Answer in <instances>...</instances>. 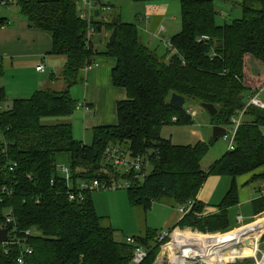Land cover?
I'll list each match as a JSON object with an SVG mask.
<instances>
[{"label": "trees", "instance_id": "1", "mask_svg": "<svg viewBox=\"0 0 264 264\" xmlns=\"http://www.w3.org/2000/svg\"><path fill=\"white\" fill-rule=\"evenodd\" d=\"M170 1L180 6L181 24L163 51L151 47L135 23L123 21L118 13L107 16L110 19L100 13L91 21L93 33H108L104 51L99 52L88 37L86 21L79 17L78 0H17L26 21L50 33V53L64 56L65 63L59 74L61 90L40 89L0 110V230L9 227L7 241L0 243V264H17L22 253L23 264H130L133 245L125 238L116 239L112 225L102 223L91 197L94 189H79L87 180L127 179L130 205L144 212L162 200L173 206L192 200L190 212L175 227L208 234L176 230L172 241L217 237L237 227L228 213L239 203L236 178L250 174L246 184L264 182V108L247 105L251 90L264 87V0H241L239 18L221 23L216 22L214 0ZM112 31L114 41L109 42ZM101 54L114 60L111 81L125 90L126 97L116 103L117 123L93 127L91 142L84 143L74 138L71 123L63 118L76 110L71 87ZM172 94L182 96L185 103L212 104L217 110L210 116L213 126L226 128L244 110L233 149L206 171L200 164L213 139L209 144L178 145L161 136L163 126L192 121L185 104L170 103ZM5 101L0 86V104ZM47 118L56 119L47 122ZM112 145L150 164L143 180L133 172H116L103 157ZM60 153L70 155L69 165H57ZM62 167L68 169L69 179ZM209 175L228 176L231 182L216 206L218 211L203 216L204 204L197 195ZM70 193L75 198L69 199ZM250 205L256 216L250 222L264 224V195ZM250 231L251 242L260 227ZM158 234L146 227L143 234L131 235L148 251L142 264H150L167 242L168 238L158 242Z\"/></svg>", "mask_w": 264, "mask_h": 264}, {"label": "crops", "instance_id": "2", "mask_svg": "<svg viewBox=\"0 0 264 264\" xmlns=\"http://www.w3.org/2000/svg\"><path fill=\"white\" fill-rule=\"evenodd\" d=\"M107 2L112 4L108 0ZM233 2L235 1L225 0V3L229 4V9L231 8V10L237 9V7H232ZM139 4H143L144 6L147 4L150 5L148 8L154 12V22L151 24V26L148 25V27L145 25L149 24L150 20H152V17L148 15L147 12L145 13L146 17L144 15L138 14L139 24H145L143 25L144 28H139L140 26L138 27L141 37L151 47L156 48L159 51H163L167 47L168 41H164L162 39L164 33L166 32V27L161 24L164 17L161 14L167 10L169 5L161 4L159 0H150ZM215 4H217L216 0H214V5ZM220 5L221 4L218 5L219 10L217 12L220 14V16H223V14L225 15L226 13L223 12L224 9L221 8ZM235 6H237V2ZM111 8H113V6H111ZM239 10L240 7L234 13L235 17L239 14ZM0 18H4V21H2L0 24V65L2 66L3 71V74L0 77V86L3 87L6 94V101L4 103L11 102L14 99L29 98L35 91L40 89L50 88L61 90L63 88V83L59 74L64 66L65 57L50 53V33L31 26L26 21V18L21 15L18 7L17 9H10V13L5 16H0ZM227 20L228 19L226 18L224 21ZM99 33L100 37L96 38V40H93L94 38L92 37V34L91 41L93 40V45L100 52L104 51L105 40L108 36V33L106 31ZM39 64L43 65V71L36 70V66ZM113 66L114 60L112 58L102 54L98 55L92 66L81 71L82 80L80 81V86L77 87V89L76 87H73L72 92L70 90L71 96L77 101V103H84L89 108L88 111H84L82 108L78 109L81 111L84 119L82 123L84 129V143L91 142V130L93 127L102 125H115L117 123L116 103L120 100H123L126 97V93L123 88L115 87L112 84L111 69ZM4 103L0 105H3ZM189 110L190 112L192 111V109ZM63 120H67L71 123L74 138L78 140L81 139L80 136H77L76 118L73 117L72 121L71 117L68 119L63 118ZM87 132L91 134L87 136ZM262 170H264V167H262ZM220 177L221 176H216V179H208L206 181L208 182L207 188L205 189L206 185L204 184V187L198 192L197 201L204 204L202 211L203 216L213 214L218 211L216 206L229 188L230 184L225 183V181H223L221 185H216L214 188V184L218 183ZM248 177L250 178V176ZM249 178L245 180L246 187H248V189H254L255 191H258L261 193L260 195H264V182L255 181L246 184ZM205 192L209 193L206 194ZM255 198L256 196L250 195L249 191L246 189L238 190L239 203L236 207H233L228 211L230 222H232L231 215L234 209H238L244 204H250V202ZM208 199L214 204H207L206 201ZM165 204L167 205L168 209L163 214L162 220L160 218V223L161 227L164 228L163 230L168 231L176 226L182 215L178 212L179 206H173L171 201ZM236 216V219H238L239 215L237 214ZM255 217L256 216H254V218ZM258 225H254L253 221L246 225L243 224V226L237 228L238 230L235 229L227 232L229 233L227 239L235 238L237 235H240L242 231L246 233L247 230L258 227ZM261 225L264 226L263 224ZM145 228H143L141 234L144 233ZM180 239L183 242H193L191 238L188 237H182ZM204 242L205 240H198V243L200 244H203ZM189 248L191 247H188V249ZM163 250L164 249H161L160 253L155 259V262L152 264H183L178 263L173 259H171V262L164 263V252L167 251ZM190 251L191 249H189V251H187L188 253L186 254H200L199 249L196 250V253H191Z\"/></svg>", "mask_w": 264, "mask_h": 264}, {"label": "rangeland", "instance_id": "3", "mask_svg": "<svg viewBox=\"0 0 264 264\" xmlns=\"http://www.w3.org/2000/svg\"><path fill=\"white\" fill-rule=\"evenodd\" d=\"M107 1V0H105ZM110 3L113 4V8H111L107 12H102V18L109 16L110 18L115 14H120V17L123 21L135 23L139 28H144L142 23L139 24V15H145L147 12L148 15L152 17V20H150L149 24L145 25L146 27L151 26V24L154 22L153 20V13L148 7L150 5L144 6L143 4H139L136 2H133L132 0H108ZM217 4H221L220 7L223 8V12L226 14L223 16H220V14H217L216 16V22L221 23L226 18L227 21L233 19V18H239L241 15V11L239 10V14L234 15V13L239 8L240 0H232L235 1L232 3V7H237V9H229V4L225 3V0H216ZM161 4H168L169 7L167 10L162 13L163 20L161 24H163L166 27V32L164 33V36L162 39L164 41H169L171 36H173L175 33H177L180 29V6L178 2H171L170 0H159ZM237 2V6L236 5ZM215 4V8L218 11L219 7ZM78 6L82 7L81 3H78ZM10 9H17V6L11 5V6H0V16H5L8 13H10ZM152 13V14H151ZM160 15V14H159ZM107 17L106 19H110ZM99 32L93 33L92 37L93 40H96V38H99L100 36ZM92 40V41H93ZM105 47V46H104ZM81 82H78L77 84L73 85L71 87V92L73 90V87H79ZM259 98H261L264 101V91L260 93ZM11 105V102L4 103L3 105H0V110L6 109L8 106ZM186 108H188V112L191 116V123L190 124H184V125H176L171 124L167 126H163L161 129V136L164 138H169L174 144L178 145H186V144H194L198 141H204L206 143H210L211 139H213V125L211 121V117L209 116L206 109L202 106V104L195 102V101H188L184 105ZM189 109H192L190 112ZM76 118L77 120V136L83 141V116L80 110L76 109L74 113L71 116L72 119ZM56 118H47L45 119L47 122L54 121ZM62 119V118H61ZM233 128V124L226 126L227 130V136L226 137H220L217 140L212 141L211 144H209V150L207 154L204 156V158L201 161L200 167L202 170L206 171L208 167L213 164L215 160H217L221 155L225 153V151L228 149V141L231 137V129ZM91 134V133H90ZM87 132V136L90 135ZM76 137V136H75ZM90 142V141H88ZM56 163L59 167L61 166H67L70 163V155L68 153H60L56 156ZM151 166L150 164L145 161L144 165V173L147 174L150 172ZM116 172L120 175L125 172V169L122 167H116ZM250 176V174H244L242 176H238L236 178V183L238 186V190L246 189L249 191L250 195L256 196V198L260 197L261 193L258 191H255L254 189H248L245 185V180H247ZM216 179V175H209L204 184L205 189L207 188L208 182H206L208 179ZM225 181V183L231 182V178L228 176H221L218 180V183L214 184V188L216 185H221ZM114 182L115 181H111ZM118 184H122L124 186V180L122 178L118 179ZM239 182V183H238ZM204 184L201 188L204 187ZM213 187V186H212ZM206 194L209 192H205ZM92 200L94 202V205L96 207V210L99 215L103 216L102 223L104 225L111 224L112 227L115 229V237L116 239H123L126 236L131 235H140L142 233L143 228H151L157 230V232L164 231L161 227L160 218L162 220V216L165 213V211L168 209L167 205L165 203L169 202V200H162L159 203H154L151 206V209L148 212H144L141 208L132 207L128 201V195L127 190L123 187L121 189L117 188H98L92 191L91 194ZM207 204H214L209 201V199L206 201ZM214 202V201H212ZM238 216V219L236 215ZM262 214V213H261ZM260 215V214H259ZM258 216V215H257ZM242 218V220H241ZM253 211L250 204H244L242 207L238 209H234L232 211L231 219L232 224H236V228H233L232 230H235L243 224H247L251 220H253ZM255 220V218H254ZM253 220V221H254ZM258 225V224H257ZM264 225V224H263ZM260 227V233L256 237H252L251 242L249 241L248 237H251L250 229L247 230V234L249 236L245 237V240H247V243L242 242L241 244H237L235 246H232L230 248H234V250L227 252L223 249L218 250H209L208 245L214 244L217 245L222 240L227 239L226 235L228 236L229 231L224 232V235H220L217 237H188L191 238L193 242H183L180 238H177L172 241V234L176 230H190L192 232H198L201 234H208L207 232H201L196 229H192L190 227H183L178 228L174 227L171 229L170 234L171 237L168 238L167 242L162 244L160 246V250L157 253L154 260L150 263H154L155 259L157 258L158 254L160 253L161 249L166 250L167 252H164V263L171 262V259L178 263H185V264H222V262H225L224 264L228 263H235L237 261L243 262L245 264H264L260 263L264 258V240H261L262 235L264 234V226L261 224L258 225ZM238 230V229H237ZM167 231V230H166ZM231 231V230H230ZM263 232V233H262ZM218 233V232H217ZM242 233H244L242 231ZM242 233L240 235H242ZM240 235H237L239 237ZM197 240V241H196ZM198 240H205L203 244L198 243ZM200 244V245H199ZM188 247H191V253H196V250L199 249V255L197 254H186L189 251ZM194 247V248H192ZM241 247V248H240ZM201 248V249H200ZM163 250V251H164ZM220 251V252H219ZM175 252V253H174ZM221 253V254H220ZM235 259L233 261H229L231 259ZM167 259V260H166Z\"/></svg>", "mask_w": 264, "mask_h": 264}, {"label": "built area", "instance_id": "4", "mask_svg": "<svg viewBox=\"0 0 264 264\" xmlns=\"http://www.w3.org/2000/svg\"><path fill=\"white\" fill-rule=\"evenodd\" d=\"M81 3L82 7L78 6V3ZM17 3V0H0V6L5 7V6H10V5H15ZM77 7L79 11V17L83 20L86 21L88 25V37H91V35L94 32V28L92 26V19L94 17V11L98 10L99 14L102 12H107L111 9L109 6L108 2L105 0H78L77 2ZM161 30V29H160ZM36 70L38 71H43L44 67L42 64H39L36 66ZM264 90L263 88H257L251 90L249 95L247 96L248 102L247 105L252 104L261 108H264V101L259 98L260 93ZM83 109L84 111H88V106H86L84 103H77L76 104V109ZM244 110L240 111V113L231 119V123L233 124V128L231 129V137L228 141V149L231 150L233 149V138L235 136L236 130L238 126L241 123V117L243 114ZM227 136V130L226 134L224 137ZM103 157L113 166V167H122L125 169L127 172H133L134 176L139 179L143 180L145 173H144V161L141 156H132L130 153L125 151L124 149L120 148L119 146H108L105 148ZM62 170L65 173L66 179H69L70 173L66 167H62ZM124 180V186L122 184H118L117 181L114 182H99L97 179L94 180H87L83 181L79 184V189L80 190H95L98 188H128L130 186V182L127 179ZM75 198V195L73 193L69 194V199ZM193 201L189 200L187 203L179 205L178 207V212L184 216L188 214L192 208ZM6 221H10V217H6ZM171 234L169 231H162L158 234L157 240L158 242L163 241L165 238H170ZM125 241L127 243H130L133 245V251H132V257L130 264H142L144 260L146 259L148 255L147 249L139 244L137 242V238L134 236H126ZM25 252L27 254H30L31 251L29 249H25ZM23 253L17 258V264H23Z\"/></svg>", "mask_w": 264, "mask_h": 264}, {"label": "water", "instance_id": "5", "mask_svg": "<svg viewBox=\"0 0 264 264\" xmlns=\"http://www.w3.org/2000/svg\"><path fill=\"white\" fill-rule=\"evenodd\" d=\"M98 15H99V11L95 10L94 16H98ZM114 36H115V33L112 31L111 34L109 35V39H108L109 42L114 41ZM169 101L172 105H174L176 107H182L185 104V99L182 96L176 95V94H172ZM202 106L206 109L209 116H211V117H213L217 113L216 108L212 104L203 103ZM225 134H226V128L225 127H222L219 125L213 126V139L214 140H217L220 137H224ZM8 230H9V227H6V228H3L0 230V243H4L7 241ZM244 243H247V240H244Z\"/></svg>", "mask_w": 264, "mask_h": 264}, {"label": "bare ground", "instance_id": "6", "mask_svg": "<svg viewBox=\"0 0 264 264\" xmlns=\"http://www.w3.org/2000/svg\"><path fill=\"white\" fill-rule=\"evenodd\" d=\"M249 235L251 236L252 232H250ZM249 235L247 233H244V234L240 235L239 237L228 238V239L222 240L217 245H214V244L208 245V249L214 250V251L218 250V249H223V250L227 249L226 250L227 252L232 251V250H234V248H230V247L235 246L237 244H241L242 242H244L245 237L249 236Z\"/></svg>", "mask_w": 264, "mask_h": 264}]
</instances>
